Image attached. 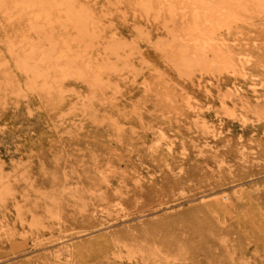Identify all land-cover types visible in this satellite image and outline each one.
<instances>
[{
	"label": "bare ground",
	"instance_id": "bare-ground-1",
	"mask_svg": "<svg viewBox=\"0 0 264 264\" xmlns=\"http://www.w3.org/2000/svg\"><path fill=\"white\" fill-rule=\"evenodd\" d=\"M103 1L102 8L108 15L145 20L146 24L141 22L142 33L147 23L160 28L155 40L147 36L132 42L130 52L142 55L153 66L151 59L159 60L163 65L157 68L158 72H165L168 67L194 84L206 81L208 99L213 98L212 86L219 87L223 91L218 98L228 115L247 118L244 112L229 105L227 99H233L234 92L238 95L261 91L264 96V0ZM76 3L77 0H0V128L6 127L8 131V140L3 137L2 143L22 142L43 150L56 143L55 132L60 133L66 120L73 117L75 126L83 129L85 135L88 133L80 144L93 158L101 157L103 152L128 157L134 151L140 159L169 161L173 147L167 141L166 131H173L177 122L193 118L194 114L197 123L207 125L203 110H211V102L198 106L190 94L184 103L176 89L167 88L155 96L161 114L148 115L146 100L133 101L129 108L123 100L122 86L106 77L118 70L110 60L119 57L124 47L113 44L106 48L104 59H95L85 66V56L96 51L103 30L91 11ZM49 25L72 29L73 33L62 44L59 38L47 33ZM118 36L114 31L112 38L117 40ZM77 45L82 52L78 53ZM5 97L13 104L7 113L3 107ZM17 97L22 100L19 104L13 100ZM150 103L152 109H158ZM209 127L204 147L213 151V144L223 138L225 130ZM145 128L156 133L147 146L140 142L138 132ZM97 136L109 138L110 142L98 146ZM68 138L76 140L73 132ZM70 140L66 142L72 143ZM69 150L70 146L64 145L63 152ZM60 158L57 157L58 162ZM181 165L184 167L183 161ZM3 168L0 162V204L14 191L6 183ZM69 180L67 173L56 174L59 190L45 199L56 204L59 195L66 193ZM94 180L99 185L108 181L102 170ZM230 196L225 193L222 199L228 202ZM221 205L223 202L208 203L202 211L223 213ZM225 214L227 220L222 225L196 230L191 239L176 244L170 254L140 248L129 250L130 255L159 264H264V239L245 229L243 220H232ZM142 217L138 215L129 221L139 219L140 225ZM80 238L76 233L59 237L54 255H72ZM46 244L36 240L25 254L43 252L48 249ZM40 257H34L35 261Z\"/></svg>",
	"mask_w": 264,
	"mask_h": 264
},
{
	"label": "rangeland",
	"instance_id": "rangeland-1",
	"mask_svg": "<svg viewBox=\"0 0 264 264\" xmlns=\"http://www.w3.org/2000/svg\"><path fill=\"white\" fill-rule=\"evenodd\" d=\"M103 2L77 0L76 3L78 7L88 8L103 30L96 51L87 54L83 64L88 66L95 59H104L106 48L119 44L124 49L119 57L110 60L118 70L106 77L122 86L123 100L129 108L134 105L133 101L146 100L150 108L148 115L161 114L158 96H155L161 90L176 89L184 103L190 94L198 106L211 102V110H203L208 123H197V114H194L193 118L177 122L173 131L167 130V141L173 147L167 162L140 159L134 151L128 157L103 152L101 157L93 158L80 144V139L88 133L85 135L83 129L75 126L73 117L66 120L60 133L55 132L56 143L40 151L22 142L2 143L3 137L8 140V131L6 127L0 128V162L6 183L14 190L0 204V264H159L141 256L132 257L129 250L143 248L170 254L176 244L191 239L196 230L222 225L227 220L224 212L229 214V219L243 220L245 229L264 239V96L261 91L238 95L234 92V98L227 101L247 118L241 120L228 115L218 98L223 91L219 87L212 86L213 98L208 99L206 81L194 84L168 67L165 72H158L157 68L163 65L159 60L151 59L153 66L142 55L129 51L130 44L138 38L150 36L155 40L160 35L158 26L147 23L142 33L145 20L108 15L102 8ZM114 31L119 34L117 40L112 38ZM47 33L63 44L73 30L49 25ZM76 49L82 52L80 45ZM13 100L15 104L22 101L21 98ZM150 102L158 109H152ZM12 106V100L5 97V113ZM208 126L225 130L223 138L213 144L215 153L204 147L209 136ZM71 132L76 140L68 138ZM138 132L143 146L156 136L151 128ZM69 139L72 143L66 142ZM108 139L97 136L96 145L106 146ZM64 145L70 146L68 152H63ZM100 170L108 181L99 185L94 176ZM61 173L69 175V185L57 203L51 204L45 197L58 192L55 175ZM225 193L231 195L228 202L222 199ZM212 202H223L224 212H203L202 207ZM138 215H143L140 225H137L139 219L129 221ZM71 233L81 235L73 254L54 255L58 238ZM36 240L46 242L48 249L25 254ZM37 256L41 257L35 261Z\"/></svg>",
	"mask_w": 264,
	"mask_h": 264
}]
</instances>
